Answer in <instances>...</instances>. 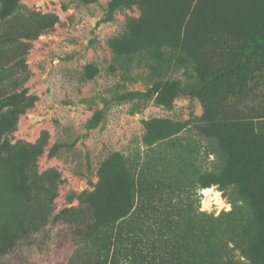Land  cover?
Masks as SVG:
<instances>
[{"label": "rangeland", "instance_id": "1", "mask_svg": "<svg viewBox=\"0 0 264 264\" xmlns=\"http://www.w3.org/2000/svg\"><path fill=\"white\" fill-rule=\"evenodd\" d=\"M10 1L0 0V100L23 93L31 106L9 133L1 131L16 118L0 114V264H48L56 246L72 242L71 222L85 221L111 187L168 179L172 202L182 197L217 225L206 236L221 262L264 264L260 219L248 224L239 209L249 208L245 196L264 203V0H129L112 14L111 0H15L2 18ZM116 38H125L122 54L109 44ZM198 63L204 79L236 72L214 81L204 101L156 102L173 82L194 83ZM206 105L223 120L234 159H220L216 139L199 130ZM168 163L170 178L162 176ZM206 189L226 206L205 210ZM234 222L250 231L251 257L225 235Z\"/></svg>", "mask_w": 264, "mask_h": 264}, {"label": "trees", "instance_id": "2", "mask_svg": "<svg viewBox=\"0 0 264 264\" xmlns=\"http://www.w3.org/2000/svg\"><path fill=\"white\" fill-rule=\"evenodd\" d=\"M129 2V0H111L109 12L112 14L120 7L128 5ZM14 3L15 0H11L5 4L1 10L2 18H6L13 12ZM135 3L140 5L139 0ZM190 25V23H187V28ZM121 40L124 41L125 38H116L109 42L117 54L123 53L120 48L125 42ZM115 44H117V48ZM172 47L174 48L176 45ZM139 50H143V48L141 47ZM193 54L194 52L190 56H193ZM242 65L243 63L240 62L239 66L242 67ZM204 66V63L203 67H200L199 63L196 65L195 69L198 77L194 83H183L181 80H177L169 88L170 95L165 93L166 90L161 89V93L155 99L156 102L169 104L172 99L179 97H193L204 101L209 86L214 81L229 77L236 72V70L218 72L213 77L204 79ZM160 87L164 88L159 83L158 88ZM155 93H157V89ZM131 96L146 97V95L140 93ZM28 101L29 98H26L23 93L13 94L0 100V114L5 110H9L10 115L16 118L1 131L2 133H9L15 129L19 116L31 106ZM209 115L210 117H208ZM214 115V109L210 105H206L205 124L199 127V130L202 129L209 139H216L219 148L216 153L220 159L229 160V156L234 159L231 151L226 147L223 134L219 131L223 120L217 118L218 112L216 116ZM7 148H9L7 142H3L1 153L10 154V152L8 153L10 148ZM242 161L247 163L246 158ZM243 173L247 174V170ZM174 174L173 167L168 163L162 176L170 178ZM245 177L247 176H242L241 179ZM211 185V183H207L202 188H209ZM172 186L173 182L168 179V181H160L156 188H154L155 185L141 188H134L130 185L111 187L107 196L101 201L100 206L97 204L92 206L93 209L90 210V215L84 217L85 221L75 220L71 222L72 229L68 239L70 238L69 240L72 242L68 240L70 243L66 248L56 246L53 258L50 262L48 259V264H61L58 258L63 251L62 255L65 258L67 256L64 264H73L72 258H78L80 264H225L221 262L217 251L211 250V237L206 236L207 233L215 234L214 231L217 225L209 223V220L202 214L200 216L197 212L195 213V210L189 206L188 202L185 203L182 197H178V200L175 199L172 202L174 198L173 192L170 191ZM155 192H157V205L154 200L155 195L152 194ZM164 196L168 197L165 204L163 201ZM242 200L249 207H239L245 213L248 224L249 218L256 217L260 219V226L263 229L264 203L257 202V207L256 203H252L247 196L243 197ZM75 211L74 209L65 210L66 217L69 219ZM174 211L177 214H174ZM234 212L236 213V209ZM68 219L64 222L69 224ZM224 232L235 248L241 250L247 257L252 256V249L248 247L249 230L240 231L237 223L234 222L229 227L224 228ZM18 242L20 241L15 239L7 241L11 246L18 244ZM82 248L85 249V253ZM37 252L40 255L48 253L46 244L42 243ZM70 252L72 254L69 257ZM228 264L233 263L229 262Z\"/></svg>", "mask_w": 264, "mask_h": 264}, {"label": "clouds", "instance_id": "3", "mask_svg": "<svg viewBox=\"0 0 264 264\" xmlns=\"http://www.w3.org/2000/svg\"><path fill=\"white\" fill-rule=\"evenodd\" d=\"M203 196L207 197L208 199L204 200V208L205 210H210V205L213 202L219 203V194L218 193H213L210 191H204Z\"/></svg>", "mask_w": 264, "mask_h": 264}, {"label": "bare ground", "instance_id": "4", "mask_svg": "<svg viewBox=\"0 0 264 264\" xmlns=\"http://www.w3.org/2000/svg\"><path fill=\"white\" fill-rule=\"evenodd\" d=\"M204 191H210V192L216 193V192H214L212 189H206V190H204ZM218 194H219V193H218ZM205 199H208V198L205 197ZM215 204L222 205V206H226L225 203L221 200V198H220V194H219V203L216 202Z\"/></svg>", "mask_w": 264, "mask_h": 264}]
</instances>
